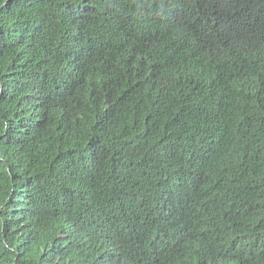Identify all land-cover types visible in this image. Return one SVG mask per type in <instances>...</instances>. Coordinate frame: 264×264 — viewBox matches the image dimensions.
Listing matches in <instances>:
<instances>
[{
	"label": "trees",
	"instance_id": "16d2710c",
	"mask_svg": "<svg viewBox=\"0 0 264 264\" xmlns=\"http://www.w3.org/2000/svg\"><path fill=\"white\" fill-rule=\"evenodd\" d=\"M0 264H264V0H0Z\"/></svg>",
	"mask_w": 264,
	"mask_h": 264
}]
</instances>
